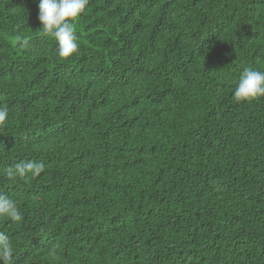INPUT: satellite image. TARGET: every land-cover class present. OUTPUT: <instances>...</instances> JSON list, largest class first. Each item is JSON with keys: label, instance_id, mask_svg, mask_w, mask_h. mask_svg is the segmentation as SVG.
<instances>
[{"label": "trees", "instance_id": "16d2710c", "mask_svg": "<svg viewBox=\"0 0 264 264\" xmlns=\"http://www.w3.org/2000/svg\"><path fill=\"white\" fill-rule=\"evenodd\" d=\"M38 16L0 0L9 264H264V0H89L69 58Z\"/></svg>", "mask_w": 264, "mask_h": 264}, {"label": "clouds", "instance_id": "9594fccd", "mask_svg": "<svg viewBox=\"0 0 264 264\" xmlns=\"http://www.w3.org/2000/svg\"><path fill=\"white\" fill-rule=\"evenodd\" d=\"M89 0H39L38 19L42 29L51 34L58 42V55L69 58L79 50L78 36L75 21L86 10ZM237 101H251L264 97V71L254 68H245L234 91ZM8 110L0 106V122L5 121ZM45 165L43 163H29L17 166L15 173L9 170L7 175L25 177L28 172L38 176ZM0 217H10L14 221L22 219L16 202L6 196L0 195ZM13 255V248L9 240L0 234V264H9Z\"/></svg>", "mask_w": 264, "mask_h": 264}]
</instances>
